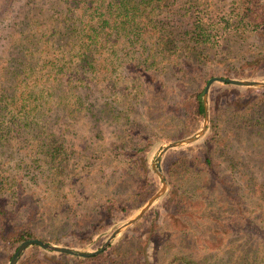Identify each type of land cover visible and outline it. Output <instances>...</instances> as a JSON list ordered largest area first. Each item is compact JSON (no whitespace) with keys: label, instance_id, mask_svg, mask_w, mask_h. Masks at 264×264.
<instances>
[{"label":"trees","instance_id":"trees-1","mask_svg":"<svg viewBox=\"0 0 264 264\" xmlns=\"http://www.w3.org/2000/svg\"><path fill=\"white\" fill-rule=\"evenodd\" d=\"M168 1L54 0L47 5L33 4L26 11L23 26L7 34L3 28L9 19L10 2L4 6L0 2V37L5 44L0 53V148L12 142L34 146L36 151L30 154L47 156L53 169L51 174L57 173L62 155L59 147L49 141V115L55 110L67 117L92 112L97 99L99 110L117 122L130 121L140 106L150 120L177 116L193 123L194 129L199 127L205 113L203 79L191 95L189 111L185 112L181 106L176 108L178 97L172 100L168 93L165 70L172 59H177L172 66L181 75L198 74L201 61L189 53L188 46L193 49L213 44L217 24L212 23L213 31L208 30L197 14L190 36L182 37L178 45L159 15ZM11 4L18 5V0ZM235 9L232 27L241 25L249 27L256 36L264 35V0H236ZM230 20L225 19L227 24ZM227 107L232 117L240 120L244 112L238 111L247 110L248 121L264 111V92L255 102ZM262 115L264 112L254 118L255 123L263 124ZM219 124L218 114H211L204 146L200 154L194 155L205 171L200 189L218 192L219 202L215 206L183 192L179 196H165L161 204L165 212L157 218L151 232L136 237L133 248L126 251L127 260H121L119 255L109 256L105 250L90 256L47 250L49 253L45 251L39 258H20L17 264H64L62 257L78 263L105 260L110 264H264V206L243 207L240 183L232 174L225 178L219 175V161L211 149L220 138ZM1 159L0 245L8 242L16 246L36 236L31 225L38 212L34 210L37 200L26 188L30 180L26 165L19 161L12 166V173H5L7 168L3 164L8 168L9 164ZM46 176L50 175L44 174L42 178L45 180ZM49 179L57 180L56 176ZM226 182L230 183V190L225 191L228 196L224 198ZM134 184L140 185L135 181ZM246 184L251 194L264 197L261 182L251 180ZM8 191L16 199L13 207L8 204ZM133 194L141 202L150 195L143 184L136 193L119 192L114 202L122 212L133 209ZM112 206L98 211L104 219L112 217ZM101 225L94 219L73 233L79 239H89L92 230ZM111 246L116 248V244L110 243Z\"/></svg>","mask_w":264,"mask_h":264},{"label":"rangeland","instance_id":"rangeland-1","mask_svg":"<svg viewBox=\"0 0 264 264\" xmlns=\"http://www.w3.org/2000/svg\"><path fill=\"white\" fill-rule=\"evenodd\" d=\"M53 1L18 0V5L13 6L12 0H0L3 6L10 2L7 4L10 5L7 11L9 19L3 28L4 34L17 31L23 26L29 6L47 5ZM235 6L236 0H169L160 12L161 23H164L170 31L171 39L178 45L182 37L190 36L197 14L208 25V30L213 31L211 24H217L214 26L213 44L206 43L203 47L198 45L193 49L190 44L188 46L189 53L201 61L202 69L198 74L181 75L173 67L177 59H172L165 70V79L170 89L168 93L172 100L178 97L176 108L181 106L182 111L188 112L191 95L199 89L202 79L204 89L207 79L211 76L264 80V35L256 36L249 27H232L236 20ZM56 7L63 10L61 5ZM226 18H232L230 24H227ZM2 42L0 37V53L5 46ZM4 54L9 55V52L5 51ZM179 92L183 95L179 96ZM263 92L264 86L258 85H237L219 80L210 84L207 94L209 118L206 130L191 142L165 149L159 161L168 183L165 192L153 201L138 220L115 235L111 243L116 244V251L108 245L105 249L107 255H119L121 260H127L129 253L126 251L133 248L136 237L151 232L157 218L160 219L161 214L165 212L161 204L163 198L169 194L179 196L183 192L193 199L203 198L213 206L219 202L218 192H206L205 189L202 192L200 189L205 171L194 157L201 153L204 146L202 141L208 136L211 127L210 115L213 113L218 114L220 123V138L212 143L214 146L211 148L212 154L219 161V175L223 174L225 178L232 174L240 183V192L244 194L243 207L258 209L264 206V197L251 194L246 184L256 180L264 185V115L260 118L263 124L255 123L254 120L264 111L260 110L254 118L247 121V110L238 111L240 114L244 112L240 120L239 117H232L234 115L229 110L230 107H227L230 104L239 107L248 101L255 102ZM99 104L100 100L97 99L92 112L86 111L75 117L64 116L60 110H55L49 115L48 129L52 132L49 141L59 147L62 155L55 174L50 172L53 169L47 156L41 153L36 156L30 154L36 151L34 146H21L18 142H12L10 146L0 148L2 163L9 164V168L3 164L7 168L5 173H12V166L22 161L30 174L26 188L35 196L37 204L34 210H38L31 225L35 237L85 251L99 248L114 228L132 216L147 198L158 190L162 180L152 162L156 160L159 151L169 141L194 134L204 120L203 117L201 125L195 129L193 123H186L183 118L177 116L159 121L150 120L138 106L130 121L117 122L100 111ZM236 119L240 122H236ZM189 144L191 147L187 149ZM44 174L50 176H46L44 180ZM55 176L57 180L49 179ZM134 181L140 185H135ZM226 183H223L224 198L228 196L225 191L230 190V183ZM142 184L150 195L141 202L136 200L137 196L133 194V209L128 213L122 212L114 202L115 197L119 192L128 190L136 193ZM6 195L9 207H13L16 201L14 194L8 191ZM112 204V217L104 219L105 216L98 211H105L106 207ZM94 219L103 225L93 229L89 239H79L75 236L73 230L84 228L86 223ZM136 222L138 224L132 227ZM18 244L14 246L7 242L0 245V264L9 262ZM39 246L28 245L17 262L20 258L27 259L30 255L39 258L47 250L51 252V249ZM62 258L64 264H110L105 260L78 263L69 258ZM28 264H31V261Z\"/></svg>","mask_w":264,"mask_h":264},{"label":"water","instance_id":"water-1","mask_svg":"<svg viewBox=\"0 0 264 264\" xmlns=\"http://www.w3.org/2000/svg\"><path fill=\"white\" fill-rule=\"evenodd\" d=\"M215 80H219V81H223V82H229V83L237 84V85L264 86V80L240 79V78L218 76V75L209 77L207 79L205 86H204V89H203V104H204V108H205V115H204V120H203L202 126L194 134H191L189 136H186L184 138H180L177 140L169 141L159 151V154H158L156 160H154L152 162V166L154 167V169L159 174V176L162 180L161 186L158 188V190H156L152 195H150L147 198V200L135 211V213L132 216H130L125 222H123L122 224H120L119 226L114 228L112 230V232L110 233V235L108 236V238L104 241V243L99 248L92 250V251H85V250H79V249H75V248L65 246V245L51 243V242H48L46 240H43V239H40L37 237L26 238V239L22 240L18 244V246L15 248V250H14V252H13V254H12V256H11V258L7 264H15L17 262L18 258L20 257V255L22 254V252L25 250V248L31 244H37V245H40L46 249H51V250H55V251H59V252L75 254V255H79V256H90V255H93V254H96V253H99V252L105 250L106 247L111 243L112 239L115 237V235L117 233L121 232L127 226H129L130 224H132L136 220H138L145 213V211L148 209V207L153 203V201L165 192V190L168 186V183H167L165 175L161 171V166H160V162H159L161 155L163 154L165 149L169 148L171 146L180 145L182 143L191 142V141L195 140L198 136L203 134L204 131L206 130L207 122H208V118H209L208 107H207L208 88H209L210 84Z\"/></svg>","mask_w":264,"mask_h":264}]
</instances>
